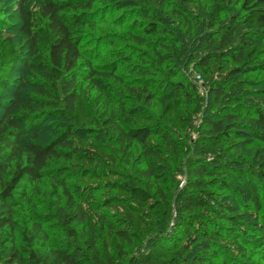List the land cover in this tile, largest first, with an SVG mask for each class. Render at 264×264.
Listing matches in <instances>:
<instances>
[{
    "label": "trees",
    "instance_id": "1",
    "mask_svg": "<svg viewBox=\"0 0 264 264\" xmlns=\"http://www.w3.org/2000/svg\"><path fill=\"white\" fill-rule=\"evenodd\" d=\"M96 1L18 0L13 26L26 48L0 21V264H254L250 253L264 245L250 209L264 193L250 154L264 136V0H210L204 22L185 7L195 0H154L185 27L206 25L195 62L213 99L194 125L196 85L169 67L180 47L151 12L152 0L106 7L146 21L155 63L175 79L155 89L125 83L123 94L96 79L110 75L82 49ZM232 1L237 9L228 8ZM137 101L159 103L160 114L144 113ZM50 119L58 129L41 141ZM169 157L185 168L171 226L158 213L172 217L157 175ZM144 178L154 180L151 188ZM45 179L56 193L53 210L33 209L20 226L18 209ZM71 180L81 184L73 190Z\"/></svg>",
    "mask_w": 264,
    "mask_h": 264
},
{
    "label": "rangeland",
    "instance_id": "2",
    "mask_svg": "<svg viewBox=\"0 0 264 264\" xmlns=\"http://www.w3.org/2000/svg\"><path fill=\"white\" fill-rule=\"evenodd\" d=\"M30 5H36L39 0H30ZM18 0H0V21L3 23L2 26L12 30L11 32L16 35L19 43L25 46V37L21 30L17 26H13L18 18L16 14V5ZM110 0H97L94 4V9H98V13L95 20L88 27L85 38L82 41V49L91 56L93 66L98 67L100 70H106L110 67V75L98 73L95 75L96 79L99 80L100 84L109 87L114 93H124L125 83L130 85L139 86L143 83H147L152 86V89L157 88L164 80H174L168 68L163 67L155 63L153 59V53H151L149 47L151 40L155 36H148L143 31L145 20L136 12L129 13V15L122 16L119 10L106 7L109 6ZM210 0H195L192 4L185 5L186 9L193 12L202 19V22L206 19V8L209 5ZM151 12L156 15L159 19H162V24L166 30H170V33L177 39L178 46L180 47V56L176 62L170 63L169 67H172L174 72L177 73V77H183L188 79L196 85L197 92L199 95L200 102L194 106L196 111L192 124H196L199 118L200 112L205 106H207L213 97L207 92L205 88V81L202 73L196 68L195 60L201 56L203 50H205L204 42V31L206 25L201 24L200 26L193 25L192 27H185L184 23L171 11V8L163 7L158 4L157 1H151ZM239 4L236 2H230L228 8L230 10L237 9ZM104 7V9H101ZM114 41V45L108 43ZM26 48V46H25ZM84 73L87 72L85 69L86 65L83 66ZM149 70V74L144 72ZM247 77L250 79L254 77L251 74ZM260 78H264V73L261 74ZM261 84V83H258ZM84 85L88 89L91 97L95 96V88L93 82L89 79L84 80ZM238 90V89H236ZM252 100L245 101L251 103ZM138 106L144 109V113L157 118L160 114V104L154 102L151 106H145L142 101L136 102ZM199 113V114H198ZM54 119H50L44 125H42L39 136L36 138L44 141L51 136L58 128L53 122ZM191 135V131L188 132L187 137ZM31 137V134L28 135ZM34 139L35 137H31ZM179 140H183L182 137L175 136ZM260 143L258 148L251 150V159L256 163L255 171L259 176L258 182H264V165L261 163V157L264 155V136L259 139ZM106 148L111 152H117V144L111 139H103L102 141ZM170 164L167 167L157 166V175L160 176L161 180L164 181L168 187V194H171V210L172 217L168 218L165 216L164 211H158L159 219L165 222L168 226L172 225L175 218L174 206L176 200L179 199L180 189L183 186L184 177V166L181 162L173 160L171 157L168 158ZM263 173V174H262ZM145 183L151 188L154 180L144 178ZM76 184H81L75 180L69 181L68 185L75 190ZM52 183L49 179H45L39 184L36 189L30 188L31 200L25 202L20 209H18V223L19 225L29 224L30 215L35 210H53L55 203L56 193L51 189ZM261 191V189H260ZM151 193H153L151 191ZM155 197V196H154ZM260 201L255 204H251V208H255L254 217L252 223L259 222V229L264 234V193L261 191L259 196ZM258 205V206H257ZM169 219V220H167ZM254 221V222H253ZM256 224V223H255ZM57 234V232H52ZM264 240V239H263ZM250 261L254 264H264V245L256 248V251L250 253Z\"/></svg>",
    "mask_w": 264,
    "mask_h": 264
}]
</instances>
